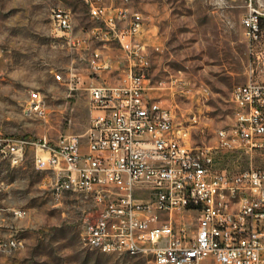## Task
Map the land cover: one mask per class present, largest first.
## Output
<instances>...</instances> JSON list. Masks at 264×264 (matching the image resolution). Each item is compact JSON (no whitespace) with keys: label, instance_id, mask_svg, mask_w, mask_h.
I'll return each mask as SVG.
<instances>
[{"label":"built area","instance_id":"2783aa9c","mask_svg":"<svg viewBox=\"0 0 264 264\" xmlns=\"http://www.w3.org/2000/svg\"><path fill=\"white\" fill-rule=\"evenodd\" d=\"M85 1L101 23L93 36L116 41L126 53V76L117 85L90 86L93 116L85 134L64 133L53 144L0 137L2 151L15 165L34 150L36 167L46 173L43 187L57 199L68 193L93 198L85 236L103 253L150 256L153 264H264V0H246L242 25L257 78L252 74L234 89V121L217 131V147L190 145L172 113L152 103L151 65L139 41L144 14L128 0ZM51 19L70 44H82L71 11L54 8ZM91 65L95 71L106 66L101 52L93 53ZM26 113L46 117L39 91L30 93ZM216 150H238L251 164L217 170ZM22 246L15 237L0 238V254Z\"/></svg>","mask_w":264,"mask_h":264},{"label":"rangeland","instance_id":"374dc122","mask_svg":"<svg viewBox=\"0 0 264 264\" xmlns=\"http://www.w3.org/2000/svg\"><path fill=\"white\" fill-rule=\"evenodd\" d=\"M117 5L122 0H104ZM246 0H128L141 11L139 36L150 61L148 95L190 145L217 147V131L234 121V89L247 83L256 64L244 33ZM54 8L71 11L74 46L52 23ZM85 0H0V137L58 141L64 133L90 127L89 88L124 78L128 58L117 43L105 45L91 33L100 26ZM98 50L110 67L97 74ZM254 70V72H253ZM39 91L45 118L26 113L30 93ZM0 147V238L23 246L0 254V264H153L150 256L107 254L88 245L91 196L68 193L57 199L43 187L46 173L36 167L34 150L12 164ZM251 164L238 150H216L214 167L234 170ZM254 164H260L255 161ZM26 214L19 217L15 211ZM192 217H189L191 220ZM196 221V219L194 220Z\"/></svg>","mask_w":264,"mask_h":264},{"label":"crops","instance_id":"0c3cea01","mask_svg":"<svg viewBox=\"0 0 264 264\" xmlns=\"http://www.w3.org/2000/svg\"><path fill=\"white\" fill-rule=\"evenodd\" d=\"M90 34H92V36H93V32H92V31H91ZM93 37H94V36H93ZM94 38H95V37H94ZM95 39H96V38H95ZM96 40H97V39H96ZM112 42L117 43L116 41H108V42H102V43H104L105 45H107V44L112 43ZM117 44H118V43H117ZM118 45H119V44H118ZM119 46H120V45H119ZM120 48H121V47H120ZM96 51H98V50H96ZM102 59H103V61L105 62L106 66L103 67L101 70H98V71H95V70H94V72H96L97 74L101 73L105 68L110 67V65L105 61L103 55H102ZM129 64H130V61H129V59H128V66H129ZM127 68H128V67H127ZM122 79H123V78H121V79H119V80H117V81L109 82V83L106 82L105 84H109V85H117V84H119V83L122 81ZM93 81H96V82H93V85H92V86L103 85V83L98 82L99 80H98L97 78H94ZM92 113H93V112H92Z\"/></svg>","mask_w":264,"mask_h":264},{"label":"bare ground","instance_id":"6f19581e","mask_svg":"<svg viewBox=\"0 0 264 264\" xmlns=\"http://www.w3.org/2000/svg\"><path fill=\"white\" fill-rule=\"evenodd\" d=\"M87 241H88V239H87ZM15 243H21V242L18 238H15ZM91 246L103 253V251H101V249H100V246H95V245H91ZM6 252H9V250H2V253H6Z\"/></svg>","mask_w":264,"mask_h":264}]
</instances>
